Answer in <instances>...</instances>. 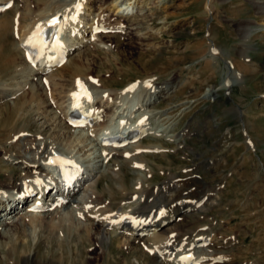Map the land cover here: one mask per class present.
I'll list each match as a JSON object with an SVG mask.
<instances>
[{"label":"rangeland","instance_id":"1","mask_svg":"<svg viewBox=\"0 0 264 264\" xmlns=\"http://www.w3.org/2000/svg\"><path fill=\"white\" fill-rule=\"evenodd\" d=\"M15 2L18 13L28 15L25 22L21 21L22 24H18L24 25L25 29L35 20L32 15L41 16V19L52 13L66 15L76 5L74 4L76 0ZM255 2L260 6L264 5V0H91L92 8L90 11H86L88 8L84 9L80 20L84 21L83 24H92L90 14L93 13L96 20L102 18L100 21L103 29L99 30L97 39L94 40L90 34L86 40L81 39L83 36L80 33L78 37H73L72 43L79 47L68 59H80L82 65L78 68L83 72L79 74L80 79L88 84V90L94 89L95 92L102 93L106 99L103 96L104 102H101L103 97L98 98L91 108L85 109L87 113L99 112L100 116L97 119L91 118L89 128H83L84 130L69 128L61 116L63 109L71 102L69 89L77 83L75 78L78 70L74 68L75 65L70 69L69 60H66L59 67H46L45 77L49 83V90H44L42 89L44 82H41L44 74L37 77L21 70L25 69L24 59L22 53H16L17 46L10 36L6 41L0 42L5 50L3 59L0 60V94L2 91L7 97L0 103V152L9 147L7 137H10L8 135L10 130L7 129L14 124L17 125L16 129L24 128L30 131L29 133L42 132L36 119L37 113L45 110L48 116L46 119L51 120L52 130L44 134L45 137L40 136V139L44 137V140L46 139L53 147L62 149L66 151L65 153L69 152L68 154L82 165L89 158L94 159L100 154L103 145L100 143L97 145L95 137H92L97 131L96 128L99 130V126L106 121L110 124L116 122L119 127L120 124L124 126L126 123L128 126L132 121L134 123L141 120L143 126L148 122V126L153 127L146 128L155 130L158 127L156 131H160L159 135L162 138L165 131H167L165 136L168 137L185 132L186 137L182 143L156 139L150 132L148 135H140L137 142L145 140L146 146L161 145L168 150L166 157L152 153L144 155L143 159L153 167L157 176L151 180L149 186L147 185L148 188L151 190L154 186L163 185L169 180V176L162 175L161 167L172 170V173H178L181 177L193 175L192 173L199 175L200 181L184 191L181 197L183 201H180L186 204L188 202L192 208L208 203L211 211L202 216L185 215L184 220L180 221L181 224H188L190 229L195 230L203 225L212 226L218 241H221L216 243L214 249H217V245L223 247L227 241L225 238H235L239 242L237 246L223 249L228 256L227 259H233L229 264H250L258 260L264 263V167L261 170V165H264V11L258 12ZM117 5L120 7L115 9ZM27 6L32 8L30 12L25 11ZM13 15L14 12L8 14L10 18ZM4 20L1 15L0 23ZM248 33H252L251 41H246ZM210 43L217 47L218 53L207 54ZM247 43L255 48L251 54V63L243 61L245 60L243 48ZM12 59L16 63L10 65L8 61ZM225 60L228 62L237 60V68L247 71L245 72L247 82H239L228 94L219 92L212 96L211 91L220 89L224 77L231 73V68ZM64 65L68 66L65 68ZM174 80L176 89L168 93V99L156 98L157 102L151 108L138 111L139 102L146 92ZM29 84L31 86L26 88ZM127 88L139 90L131 103L136 108L129 112L126 110V118L121 111L118 113L121 115L116 116V107L111 104L116 94L126 92ZM31 89L39 96V100L36 103H27L24 114L17 116V107L21 104L18 106L13 104L23 93L29 96ZM47 104H54L56 108H45ZM234 105L244 112L243 120L237 117ZM37 107H40V110ZM34 108L35 111L32 113L31 110ZM13 109L16 119L13 116L7 119L5 116L11 115ZM147 110L150 111L149 114L147 112L148 115L144 114ZM17 118L21 119L20 122ZM123 118L126 119V123ZM6 121L9 123L5 131L2 128H5ZM95 122L97 126H94ZM244 124L247 126V132ZM89 130L95 132L91 131L92 134L88 132ZM246 136L252 138L253 142L250 144L254 146L248 145ZM89 141L95 145L86 147L92 143ZM225 149L228 153L222 157V161L212 160L220 157L222 150ZM4 157V154H0L1 172L11 170L8 165L2 163ZM212 161L216 164L210 170L202 167L203 163H213ZM110 164L113 165L114 161ZM125 171V175L102 180L99 196L105 197L101 199L104 204L100 202V206L105 205L106 209L110 206V210L129 207L125 202H129L130 196L128 194L123 196V190H120L122 187L119 186L121 184L131 191L138 173L129 169ZM3 190L0 189V193ZM5 191L14 193L16 190L8 188ZM174 195L172 194L173 197ZM186 199L187 202L184 201ZM28 206H31L30 200L26 204L22 203L16 212H23ZM105 208L103 207L104 210ZM35 223L23 222L24 227L17 221L0 229V264H152V260L146 254L140 251L130 253L124 246L127 239L123 237L101 247L93 238L89 239L79 232H59L49 223L38 222L36 225ZM177 233L175 234L178 236L181 234ZM217 239L211 242L215 243ZM134 247L139 248L140 245L137 243ZM204 248L206 251L212 250L213 254V249H206V246ZM158 259L162 263V259Z\"/></svg>","mask_w":264,"mask_h":264},{"label":"bare ground","instance_id":"2","mask_svg":"<svg viewBox=\"0 0 264 264\" xmlns=\"http://www.w3.org/2000/svg\"><path fill=\"white\" fill-rule=\"evenodd\" d=\"M15 1L16 0H2V1L0 0V5H6L8 3H12V6L10 8L2 10L0 12V16L2 15V18H5V20L0 23V42H4L10 36H12V41L14 45L17 46L16 53H19V52L22 53V57L24 59L23 62L25 64L24 66L25 71L23 70V68L21 70L23 72L27 71L30 74H33L34 76H37V77L44 74L43 77L41 78L43 81L41 82H44L45 87L42 85V89L49 90V83L45 77V71H46L45 68L47 67L46 63H49V62H47L44 59L46 58V56H49V54H52L50 50V48L52 47V44L49 43L48 47L45 49L43 57L41 58L40 64L37 66H34L26 60V52L31 48L27 45V41L29 37L32 36V34L37 30V26H41L45 31L46 30L52 31V33L49 35L47 40L52 39V34L54 30L59 31V40L63 45L61 49L63 50L64 54L67 55L66 59L67 61L69 60L68 64L71 65L70 69L75 65L74 68L78 70L76 74V78H75V82L77 81V83L72 86V89H69L70 90L69 97H70V100H72V103H69L67 106L64 105L66 107L65 109H63L64 111L61 112L62 119L66 122V125L69 128H71L73 126H71L69 123V114L72 111H74L73 104L77 101V99L75 98L77 96V93L79 94L81 93V88L78 87V82L82 84L83 87L88 88V84L83 79H80V76H79V74L83 73L78 68L79 66L81 67L82 65V62L80 61V59H74V60H71L72 58L68 59L70 55L74 54L77 47H79L77 46L76 43L75 44L72 43V38L78 37L80 33V35L83 36L81 39L85 38L84 40H86V37L88 36V34H90L93 40L95 38L97 39V36H98L97 34L99 30L103 29V26L101 25L102 21H100V19L102 20V18L100 19L98 18V20H96L94 17L95 15L91 13L90 15L92 19L90 21L93 23L83 24L84 21L80 20V17L82 16L84 9L86 10L88 8L86 11H90V9L92 8V7L90 8L91 0H76V3L74 2V4L76 5L79 4L81 6L79 9H77L75 5L74 8L72 9L70 8L71 10L68 9L69 12L66 13V15L64 16H61L60 13H59L60 15L57 13H52L51 15H47L45 19L43 18L41 19L40 18L41 16L37 17V16L32 15V17L35 18V20L33 22L31 21L32 23L31 22H30L31 24L29 23L30 26H28V28L25 29L24 25L18 26V24L20 23L22 24V22H25V20L28 18V15L25 14L24 16L23 14L18 13V11L16 10ZM255 4H256V8L258 12L264 11V5L260 6L258 2H255ZM119 7L120 6L117 5L115 9H118ZM31 10L32 8H30L29 6H27L25 9V11L27 12H30ZM10 12H14V15L12 18L8 16ZM53 18H59V24L54 28L49 26V22ZM120 26L121 24L119 25V27ZM247 27H249V25ZM17 34H19V36H17ZM251 34L252 33L247 34L246 41L247 40L251 41L250 40V37H252ZM18 37H20V39ZM81 43L83 42H80V44ZM254 50L255 48L249 43L245 45V47L243 48L244 56L240 55V56H243V58L245 59L243 60L244 63L245 61H248V62L250 61L252 57L251 54H253ZM4 52H5L4 46L2 44L0 45V60L3 59L2 56ZM208 53H214V54L218 53L217 47H214L212 43H210L207 54ZM51 58H53L52 55H51ZM12 60L8 61V63L10 62V65L16 63L15 60L13 61ZM226 60H225L226 64L229 66V68H231L230 70L231 73L228 76L224 77V83L222 84L220 89L211 91L212 96L218 94L219 92L228 94L230 91H232L233 87L239 82L241 81L247 82L246 73H245L247 71L244 69L245 70L244 72L241 69L237 68V60H231L230 61L231 64L230 62ZM251 62L252 61H250V63ZM65 66L67 67L68 65H64L63 67ZM55 67H59V66H55ZM50 78L52 77L50 76ZM28 86H31V85L30 84L27 85L26 88ZM149 87L150 86H148V88ZM128 88L126 92L121 91L120 92L121 94L119 92H116V93H119V95L116 94L115 100L112 99L113 103L111 105L113 107H116V114H117L116 116H120L121 114H118V113L123 112L124 117H125L127 115V113L125 112L126 110H128L127 112H129L131 109L136 108L135 105L131 103L133 102L136 96L138 88L137 89L132 88L134 90H129ZM174 88L176 89L175 80L171 82L169 81L168 83H166V85H160V86L158 85V87H154L152 90L150 89V92H146L143 98H141L140 96L142 100H140L139 102L138 111L151 108V106L157 102L156 98L162 97V98L168 99L169 98V96L167 97L168 93L173 92ZM87 92L90 94L91 100L89 101L87 98L80 95L79 102L81 106L84 105L85 107L89 106L91 108L95 100H97L98 98H102L104 96V95H101L102 93L99 94L98 92H95L94 89L92 90L90 89V91L87 89ZM95 94H97V96ZM52 95H54V93ZM5 96L6 95L2 93L1 91L0 103L1 101H4L5 98H7ZM29 96H26V93H23V95L20 96V98L13 104L14 106H18L19 103L21 104V106L17 107V110H18L17 116L24 114L23 113L25 109L24 107L25 105H27V103H30V102L36 103V101L39 100V96L35 92H33L32 89L29 90ZM104 97L101 99V102L103 101ZM107 97H109V95ZM110 100H108V102ZM40 101L42 100L40 99ZM234 107L235 109H237V117L243 120L242 118L244 117V112L241 111V108H238L236 105H234ZM37 108L38 110H40V107H37ZM45 108H56V105L47 104ZM95 108H99V107L95 106ZM57 109L59 110L58 107ZM61 110L62 109H60V111ZM95 110L97 111V109ZM34 111H35V108L31 110L32 113H34ZM147 112L148 110L145 111L144 114L145 113L147 114ZM13 113H14V109L11 115H7L5 117H7V119H11L13 116L16 119L17 116L13 115ZM46 113H47V110H45L42 113L38 112L37 113L38 119H36L37 124H39L38 127L39 126L41 127V131L43 133L39 132L37 134H33V133H29L30 131L26 129L24 130V128L16 129L17 128L16 124H14L13 126L7 129V126L9 123L7 121L5 124V128L4 127L2 128L3 130L5 129V131L6 129L10 130V133H8L10 137L9 136L7 137V139L9 138L7 140V144L9 147H7L6 149H3V151H1L0 154H4L5 156L2 160V163H5L6 165H8L11 170H6L3 172H1L0 170V183H1L0 189L5 190L8 188L10 189L14 188L16 191L14 193H11V192L6 193V191L0 193V209L10 207L9 213L8 212L4 213L0 210V229H2L3 227L10 226L16 223L17 221L21 222L22 225H23V222L24 224L26 222L28 224L30 222L31 223L33 222L49 223V225H51L52 227H55L59 232L68 231L70 233L74 231V233L79 232L80 235H85L89 239L93 238V241L97 245H100L101 247L108 245L114 239H119V237H123L124 239H127V242H125L124 246H126L128 250H130V253L134 251H140V253L146 254L148 258L152 260L151 261L152 264H159L160 262L158 258L162 259L161 260L162 263L160 264H229L230 262H232L233 259H227L228 256L224 253L223 249H225L226 247L231 249V247H233L234 245L237 246L239 242L235 238H231V237L225 238V240L227 241L223 245L224 248L222 247V245H217V249H214V247L216 246V243L221 242V241H218L217 235L215 231L213 230L212 226L203 225L198 230H195V229H190V225L188 224L183 225L180 222L184 220L185 215H201L202 216L205 213L211 211V208L209 207L208 203L207 204L202 203L198 205L197 208H192L191 205H189V203L187 202L188 199L184 200L185 202H187V204L182 203L180 201V200L183 201V199H181L183 192L187 191L188 188H191L192 187L191 185L197 184V182L200 181L199 175H194V173H192L193 175L181 177L178 175V173H172V170L169 171V169L166 170L161 167L160 171L162 175L169 176V180H167L163 185L154 186L153 188H151L152 187L151 186L150 187L151 190H150L148 188L149 186L148 184L151 182L152 179L155 178L156 172H154V169L151 165L145 162L143 157L145 154H149V153H152L153 155H160L162 157H166L165 154L168 152V150L164 149V147L161 145H147L146 146L144 145L145 140H139L137 142L136 139L130 142L131 145L117 147V146H121L125 144L123 143L124 141L122 140L128 136L132 137L133 133L135 132L136 133L139 132V135L140 133L141 135H145L150 132L152 137L156 139H165L166 141L173 140L176 143L184 142L185 137H186L185 132L183 133L181 132V133H177L173 135L171 134L172 136L168 137V136H165L167 131L165 132L162 131L165 134L163 135L164 137L162 138L159 135L160 131H156L158 127L155 130L153 129L154 130L153 131L152 129L150 130L148 128L151 126V125L148 126V122L146 124L144 121V124H146L144 125L145 127L142 125L143 122L141 123V120H139L142 117L141 118L139 117L138 122L136 121L133 123L132 121V124L130 125L128 124V126H126L127 125L126 119L123 118V120H125L124 123H126L124 125L125 128L120 129L116 127V131L114 132L116 136L120 135V137L122 138L119 141L118 145L102 146L101 147L102 150H100L99 152L100 154L99 155L97 154V156L94 159H92L91 157L87 161H85L84 165L74 164L75 167H73L72 164H60L58 162H55V161L61 160L60 155H63L64 151H62V149L60 150L57 147L56 148L53 147L52 145H50L51 143L49 144L47 142L46 139H45L46 142L44 140V137H45L44 134L52 130L51 129L52 124H50L51 120L49 121L46 119L48 118V116H46L47 115ZM99 114H100L99 112L97 114L95 113V111L93 112L91 111L90 116L86 118V123L82 128H87V127L89 128V124H90L89 119L90 118L97 119L100 116ZM142 114L141 116H143ZM102 118L103 116L101 117V119ZM116 119L117 118H115V120ZM20 120L21 119H19L18 122H20ZM53 120L55 119L53 118ZM123 120L121 121L123 122ZM97 121H100V120H97ZM95 125H96V122L94 126ZM122 126L123 124L122 125L120 124V127ZM146 126L148 127L146 128ZM243 127L245 131L247 132L248 129H247L246 124H244ZM99 128L101 127L99 126ZM96 130L99 131L100 129L98 130L96 128ZM91 131L95 132L94 130H91ZM91 131L89 130L88 132L92 133ZM96 132L92 138L95 137L94 141L98 142L97 145H99L100 143L99 136L106 138V136L112 135L111 134L112 132L102 131L100 134ZM40 136H44V137L43 138L41 137L42 139H40ZM246 140H247V143H249L248 144L249 146L253 142L250 136H246ZM87 141L88 139H86V142ZM89 142H92V141H89ZM91 144L95 145V143L92 142L90 144H87L86 147H90ZM251 146H254V145H251ZM227 149L222 150L220 157L214 158L212 160L218 161V162L222 161L221 160L222 157L228 153ZM6 154H8V156ZM50 161H54L55 166L60 165L63 168L64 173H65L64 175L65 184L64 185L57 181L55 174H52V169H55V167L52 164L53 162L50 163ZM111 161H114L113 165L110 164ZM215 164H216L215 162L203 163L202 167L206 168L207 170L208 169L210 170V168L214 166ZM263 167L264 165H261V170ZM125 169H129L134 173H138L137 178L135 177L136 182L133 183L134 186H132L133 189H131V191L128 188L121 186V184L119 186V187H122L120 190L121 191L123 190L122 191L124 194L123 196H125V194H128L130 196V199L128 200L129 202L123 201L125 202V204L128 203L127 206L129 207L127 208L122 207L121 209L118 208L119 210L118 209L110 210L109 208L110 206H107L108 209H106L105 208L106 206L103 205V207L105 208L104 210L103 207L100 206V202L104 204V202L101 199L105 196H103L102 198H100L99 196L100 195L99 190H100V185H101L102 180H111L112 178H116L117 176L121 174L125 175L126 174ZM202 183L205 184V182H202ZM113 194H114V191H113ZM172 194L173 195L175 194L174 197L172 196ZM128 195L127 197H129ZM31 197H33V199L31 200L32 202L31 206L26 207L23 212L17 213L16 211L19 210L20 205H22V203L24 204V201H27L26 199H29ZM199 197L201 196H198V198ZM199 201L201 202L200 199ZM204 201L205 199L203 200V202ZM40 202H41V205L37 207L38 209H35V208L32 209V207L36 206ZM161 203L162 205L157 206V204H161ZM197 203H198V200H197ZM17 214H19L20 216H18ZM31 225H34V224H31ZM176 232H178L177 234L181 233L184 235L180 234L178 236L175 234ZM151 235H154V236L152 237ZM213 239H217V241H215V243L211 242ZM137 243L140 245L139 248L134 247V245ZM201 246H204V247L206 246V249H209V250L213 249V254L211 252L212 250L206 251L204 247L201 249L200 248ZM219 249H222V250H219ZM234 249H237V248H234ZM234 249H232V253L234 252ZM250 264H264V263L258 260Z\"/></svg>","mask_w":264,"mask_h":264},{"label":"snow or ice","instance_id":"3","mask_svg":"<svg viewBox=\"0 0 264 264\" xmlns=\"http://www.w3.org/2000/svg\"><path fill=\"white\" fill-rule=\"evenodd\" d=\"M76 7H77V9H79L81 6L79 4H77ZM58 24H59V18H53L49 22V26L53 27V28L56 27ZM49 43L52 44V50L53 51L59 50L60 48L63 47L62 43L59 40V31L53 32L51 40H46L45 39V30L41 26H37V30L32 34V36L29 37V39L27 41V45L29 47H32L33 49L38 50V55L44 54V51L48 47ZM148 86H150V85H148ZM78 87L81 88L80 95L84 96L85 98H87L90 101L91 100L90 94L83 87V85L80 84L79 82H78ZM80 95H77L75 97L77 99V101H79ZM77 106H79V104H77ZM52 162H54V161H50V163H52ZM55 162H58L60 164H72V166L75 167L74 163L71 161L58 160Z\"/></svg>","mask_w":264,"mask_h":264}]
</instances>
